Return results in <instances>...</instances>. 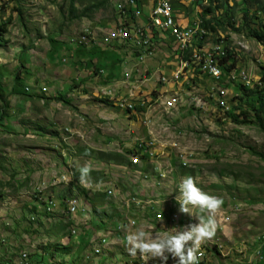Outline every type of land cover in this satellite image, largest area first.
<instances>
[{"label":"rangeland","instance_id":"obj_1","mask_svg":"<svg viewBox=\"0 0 264 264\" xmlns=\"http://www.w3.org/2000/svg\"><path fill=\"white\" fill-rule=\"evenodd\" d=\"M70 3L0 0L5 5L0 22H7L0 44V111L10 103L0 121V264H26L24 253L30 264H145L139 254H128L123 226H143L152 237L196 223L176 201L187 176L223 199L215 236L201 245L198 264H264V131L253 121L243 123L242 116L232 118L240 115L236 90L222 85V94L201 72L210 63L207 52L229 44L233 71H244L253 86L262 76L263 46L236 31H221L218 40L189 27L181 76L169 80L180 68V59L173 58L176 36L159 46L151 39L150 49L141 39L111 36L121 29L118 4L126 0ZM90 6L89 16L80 17ZM197 21L201 24L200 17ZM102 47L121 55L113 63L117 74L125 68L138 80L146 74L134 97L102 79L109 72L96 67L109 59L94 63L91 54ZM138 50L156 53L141 63ZM22 62L24 73L17 79ZM87 63L94 67L88 70ZM91 71L101 78L92 81ZM163 76L167 80L160 81ZM190 93L197 95L196 103H205L195 107ZM106 154H120L123 161H109ZM136 156L140 163L131 160ZM86 163L92 167L87 187L77 171ZM52 200L56 205L49 209ZM70 203L78 206L76 212L69 211ZM147 264H160L159 258ZM167 264H175L170 254Z\"/></svg>","mask_w":264,"mask_h":264},{"label":"trees","instance_id":"obj_2","mask_svg":"<svg viewBox=\"0 0 264 264\" xmlns=\"http://www.w3.org/2000/svg\"><path fill=\"white\" fill-rule=\"evenodd\" d=\"M70 4L73 6L74 0H71ZM103 5L104 2L99 6L95 5L92 7L99 8ZM92 7L90 6L82 10L80 12V17L89 16L90 12L93 10ZM200 7L201 11L199 12V17L202 30L206 33L204 36L205 38L209 34H212L216 39L221 40L219 34L221 31H236L247 35V37L260 43L264 48V0H208L206 3H202ZM4 8L5 5L0 6V11ZM71 9H74V7H71ZM238 14H240L239 18ZM6 23L7 22H0V44L2 43L3 35L7 32V28L5 27L7 25ZM205 38L199 40V47L203 46V40H205ZM98 50L99 49H96V51ZM94 52L92 55L95 54ZM24 56L27 57V54L25 55L24 53ZM190 57L188 55L185 59H189ZM234 57V51L229 44L225 45V54L216 57L225 73L235 68L236 59ZM89 62L93 64V59L91 58ZM22 67H24L23 62L17 71V79L24 73ZM96 69L101 71L98 66ZM262 69V76L259 82L253 86H248L238 80H226V78L219 80L218 83L226 87L232 86L236 90V99L238 101L237 109L240 110V115L232 114V118L239 121V117L242 116L243 120L241 121L243 123L253 121L264 131V67ZM14 91H17V89H14ZM48 98L52 100L51 97L48 96ZM100 101L107 105H112V102L107 98H102ZM9 104L10 103L7 102L5 106L6 109L3 108L0 111V121L6 118ZM104 158L109 161H116L117 163L123 161V156L120 154H116L115 156L106 154Z\"/></svg>","mask_w":264,"mask_h":264},{"label":"clouds","instance_id":"obj_3","mask_svg":"<svg viewBox=\"0 0 264 264\" xmlns=\"http://www.w3.org/2000/svg\"><path fill=\"white\" fill-rule=\"evenodd\" d=\"M77 171L79 183L89 186L91 165L86 163L78 167ZM178 190V210L195 218L197 222L173 227L171 232L152 237L147 235L143 226L135 230H128L127 226H123L126 231L125 247L130 256L139 254L145 259V264L147 260L156 258H159L160 264H167L170 254L175 264H198L201 245L215 236L217 214L223 205V199L204 192L192 176L182 178ZM191 209L198 211L193 212Z\"/></svg>","mask_w":264,"mask_h":264},{"label":"built area","instance_id":"obj_4","mask_svg":"<svg viewBox=\"0 0 264 264\" xmlns=\"http://www.w3.org/2000/svg\"><path fill=\"white\" fill-rule=\"evenodd\" d=\"M142 0H126V6H119L118 9L122 12V8H129V16H124V23L121 25L120 30H115L111 36L120 37L122 38H137V39H155V36L153 34L154 30H159L166 32L168 37L169 36H176L178 41V54H174V59L177 58L180 59V63L183 61V54L186 51V41L183 40V33L187 32L189 27H196L198 28V31H202V26L198 21L196 20L194 23L191 24H182L179 23L176 19V15L174 12V5L172 3V0H159L158 4H152L151 12L149 15V31H146L145 25H142L139 22V18L142 15L141 7L139 6L140 2ZM86 35H90L91 32H93V29L91 31H85ZM79 44H88L85 43V39H78L77 40ZM159 43V42H158ZM160 44V43H159ZM225 47V46H224ZM249 49V48H246ZM139 53L137 55L138 61L143 63L146 61V59L150 56H153L156 53V50L154 52H142L141 50H138ZM210 53V67L206 70H201L202 73H205L206 75L210 76L213 80H215L216 84L220 86L219 89L222 94H226V90L222 89V85H219L218 81L223 78H228L229 80H238L241 81L248 86H252V81L250 79V76L246 74L244 71L242 73H237V71L229 70L228 73L224 72V69L222 66H217V59L216 57L220 54H225V48L217 47L216 51L214 52H207ZM215 70V71H213ZM125 77H124V83L127 85V89L129 90V95L135 96V93L133 92L134 89H137L139 87V82L143 80L147 81L148 78L146 77V74L140 75V80L138 78H135L136 80H132V72L128 71L127 68L124 71ZM181 75L176 74V70L173 72V74L170 76L172 80H175L176 77H179ZM162 79H166V77H161ZM133 81V82H130ZM112 90L116 91V88H111ZM190 96H193V103L195 107H201L203 103H196V94L190 93ZM126 105L127 107L131 106V103L127 101L126 99ZM131 160H134V163H140L139 162V156L132 157ZM53 201V200H52ZM54 206L56 205V202H54ZM70 212H75V210L72 207V203H70ZM74 231V230H73ZM29 258H27V253H24V261H27Z\"/></svg>","mask_w":264,"mask_h":264},{"label":"crops","instance_id":"obj_5","mask_svg":"<svg viewBox=\"0 0 264 264\" xmlns=\"http://www.w3.org/2000/svg\"><path fill=\"white\" fill-rule=\"evenodd\" d=\"M205 1L204 0H172V3L174 5V12H175L177 21L179 23H182V24L194 23L198 19L199 12L201 11L200 5L202 3H205ZM152 4H155V0H142L140 2V4H139V6L141 7V11H142V15L139 18V22L142 25H145L146 31H149L148 24H149V15H150V12H151ZM123 5L124 4H119V6H123ZM124 6H126V5H124ZM146 8L149 9V14L146 13V11H145ZM124 16H129V8H126V11L122 10V17L118 18L119 25H122L124 23ZM116 30H118V27L116 28ZM153 34L155 36V40H156V43H157L158 46H159V43H160V45L166 44L170 40H171V42H174L173 37L172 36L168 37L166 32L159 31V30H154ZM89 42L90 41H85V43H89ZM171 45H173V43H171ZM175 50H177V46H176ZM77 51L81 52L80 49H77ZM90 51L91 50H89L88 53H90ZM94 51H96V49L94 50V48H93V52ZM82 52H83V50H82ZM94 53L95 54L92 55V56L95 57L94 63H95V60L98 61V60L104 59V58L109 59L107 65L103 64L104 67L100 69L101 72H105V73L109 72L108 74H102V79L104 81L110 80L111 83L109 85L112 86V87L113 86H115V87L117 86L118 89H120L121 87L124 88L125 86L127 87V85L124 83V77H125L124 75L125 74H123V72H122V74H117V70H118L119 66L118 67H114V65H113V63H117L116 60H120V56L121 55L118 52H116V50L114 51L111 48L108 49V48H103V47H102V49H99L98 51H96ZM172 53L176 54L174 52H172ZM90 66L93 67V65L86 64V67H88V70H90V68H89ZM105 66H107V67H105ZM179 66H180L179 69H174L173 68L174 70H176V74L182 68L181 64ZM90 73L91 74H88V77L92 81H97L99 78H101V77H98V76H100V74H98V75L92 74V71ZM152 75H155V74H152ZM135 78H136L135 75H133L132 76V80L135 81L136 80ZM76 79L79 80L80 79L79 76ZM161 79L162 78H160V81H161ZM178 79L179 78L176 77L175 81L178 80ZM92 81H90V83H92ZM133 81H130V82H133ZM119 83H123V86L121 84L119 86ZM92 84H95V82H93ZM97 87H100V88H102L104 90H107V91L111 90L112 93L115 92L114 90L111 89L112 87H109V86H104V87H109V88H104V87H101V86H98V85H97ZM123 91H124V94L127 92L126 90H123ZM101 243L104 244V246H107L106 238H102Z\"/></svg>","mask_w":264,"mask_h":264},{"label":"bare ground","instance_id":"obj_6","mask_svg":"<svg viewBox=\"0 0 264 264\" xmlns=\"http://www.w3.org/2000/svg\"><path fill=\"white\" fill-rule=\"evenodd\" d=\"M158 3H159V0L155 1V4H158ZM190 28H188L187 32L183 33V40L186 41V47H187L188 43H190L189 40L192 38V36H190L191 35L190 33L192 32V30ZM151 41H152L151 39H146V40L141 39L140 43H142L144 46H149L148 48L151 49V47H152V42ZM217 66H219V65H217ZM209 67H210V63L207 65V68H209ZM51 207H54V203L50 204V208L49 209H52ZM72 207L75 210V212L78 210V206L76 204L72 203ZM27 258H29L28 255H27ZM25 262H26V264H28L29 259L27 261H25ZM29 264H30V262H29Z\"/></svg>","mask_w":264,"mask_h":264}]
</instances>
